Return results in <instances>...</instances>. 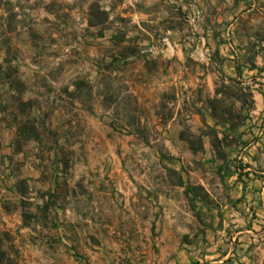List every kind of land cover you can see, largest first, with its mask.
Returning <instances> with one entry per match:
<instances>
[{"label":"rangeland","instance_id":"obj_1","mask_svg":"<svg viewBox=\"0 0 264 264\" xmlns=\"http://www.w3.org/2000/svg\"><path fill=\"white\" fill-rule=\"evenodd\" d=\"M253 34L264 46V0H0V230L16 263L204 249L202 208L238 171L254 185L246 131L264 124V108L250 117L264 88L225 80L212 49L247 64L236 40ZM175 48L211 62L160 65Z\"/></svg>","mask_w":264,"mask_h":264},{"label":"crops","instance_id":"obj_2","mask_svg":"<svg viewBox=\"0 0 264 264\" xmlns=\"http://www.w3.org/2000/svg\"><path fill=\"white\" fill-rule=\"evenodd\" d=\"M255 38L256 34L249 35L248 42L244 44L241 40H236L242 47L241 61L244 60L247 64H240L238 57L235 59L233 54L228 55L226 49H222L224 43H216V47L212 49L213 52L218 51L223 55L219 54L224 61L223 66L228 68L224 77L228 82H232L241 74H247L248 81L254 84V88H264V78H261L264 75V50H261V47L264 46L263 42L258 43ZM164 52L161 50L157 54H160L159 64L165 67L171 62L184 66L186 60L211 62L202 50L196 49L195 53L190 52L185 57L183 48H175L169 52V56L162 55ZM167 79L166 83L170 79L174 80V77ZM199 80V76H196L191 82L197 84ZM163 81L164 78H159L157 85L163 86ZM252 94L254 110L250 117L253 114L262 116L264 96L256 91H252ZM257 119L256 117L251 121L252 128L246 131L254 135L246 146V149L254 150V153L243 166V172L249 171L248 177L254 185L251 188L246 187L242 177H239V171L235 173L231 177L232 183L223 188V202L202 208L210 215L205 230V248L202 249L199 244L194 248H197V252L176 251L169 261H166L165 254H162L153 264H264V124L259 129V121L254 122ZM173 121L174 118L170 123ZM247 122L245 119L242 126H246Z\"/></svg>","mask_w":264,"mask_h":264},{"label":"trees","instance_id":"obj_3","mask_svg":"<svg viewBox=\"0 0 264 264\" xmlns=\"http://www.w3.org/2000/svg\"><path fill=\"white\" fill-rule=\"evenodd\" d=\"M11 85V84H10ZM191 151H195V148L190 146ZM202 151V146L198 148ZM24 182L17 181L15 188L18 190L23 189ZM16 253L12 245V240L8 232L0 230V264H17L15 259Z\"/></svg>","mask_w":264,"mask_h":264}]
</instances>
